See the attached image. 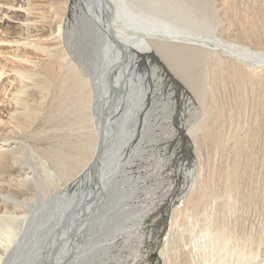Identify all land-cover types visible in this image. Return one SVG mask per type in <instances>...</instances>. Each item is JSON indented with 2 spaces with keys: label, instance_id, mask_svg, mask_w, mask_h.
<instances>
[{
  "label": "bare ground",
  "instance_id": "6f19581e",
  "mask_svg": "<svg viewBox=\"0 0 264 264\" xmlns=\"http://www.w3.org/2000/svg\"><path fill=\"white\" fill-rule=\"evenodd\" d=\"M122 1L79 0L73 20L68 15L69 3L65 2L63 11L54 12L53 19L43 18L42 24L46 22L49 31L52 30L45 37L52 38H46L42 44L31 40L27 44L44 53L46 58L33 62L23 56L26 67L23 65V69L15 72L19 86L9 97L8 102L12 104H6L11 114L6 125H10L12 131L3 135L0 132V178L13 175L33 162L48 183L42 186V191L54 192L60 205L67 203L49 220L44 251L33 264H51L53 255L61 257L57 256V263L61 264L73 255L71 250L77 247L72 244L70 248L69 243L90 226L92 213L106 197L112 172L131 164V157L149 131L153 110L158 104L153 100L157 75L151 67L152 61L164 65L201 104L205 105L209 98L216 99L217 90L229 82L234 86L236 100H243L244 95L250 93L256 107L264 102V0H247L244 7L252 16V27L247 29L242 24L246 29L236 32L232 31L235 23L232 21L242 0L222 3V13L230 24L224 32L218 28V22L211 28L212 35L147 24L128 15ZM210 2L184 0L183 4L197 11L205 9ZM99 32L102 70L95 77L92 68L96 55L91 56L92 52L86 51L89 50L87 41ZM255 43L257 45L253 46ZM214 102L219 116H232L222 103ZM175 113L172 112L169 120H174ZM128 121L132 123L128 125ZM3 123L0 116V131L5 128ZM37 125L43 128L38 129ZM122 131L125 136L119 144L117 135ZM194 131V128L189 131L193 140ZM101 133L103 149L98 157ZM210 133L216 134V131ZM238 165L229 168L225 178L224 187L229 197L238 193L242 174ZM249 165L242 166L244 171ZM28 168L30 166L27 171ZM21 175H17L19 182L15 188L11 186V192L0 194L7 209L29 206L26 196L43 185L42 180L38 183L40 177L37 178L35 172L30 176L27 172ZM190 192V221L181 224L174 215L167 248L161 252L163 264H264V240L252 231L246 235L238 220H229L228 215L219 210L220 199L210 192L208 180ZM251 196L246 194L242 199L250 202ZM187 215L185 212L186 219ZM5 217L11 219L14 215ZM139 219L135 221L137 226ZM123 227L121 234L126 229ZM131 229L133 227L128 230ZM13 242L14 233L5 232L0 237V262L12 255ZM44 256L46 259L41 260Z\"/></svg>",
  "mask_w": 264,
  "mask_h": 264
},
{
  "label": "rangeland",
  "instance_id": "374dc122",
  "mask_svg": "<svg viewBox=\"0 0 264 264\" xmlns=\"http://www.w3.org/2000/svg\"><path fill=\"white\" fill-rule=\"evenodd\" d=\"M226 1L211 0L205 9L197 11L183 4L184 0H123L122 4L124 2V10L128 15L138 17L148 22L147 24L157 27L175 26L178 30L200 31L212 35L211 28L218 22V28L223 31L229 27L230 21L222 13V5ZM65 2L69 3L68 15L73 20L79 8V0H0V116L5 125L0 131L2 135L12 131L10 125H6L11 116L6 106L12 104L8 102L9 97L14 94L15 87L19 86L15 72L23 69V65L26 67L23 56L33 62L46 58L44 53L27 44L30 40L42 44L50 37H45L52 30L49 31L46 22L42 24L43 18L48 21L53 19V15L56 16L54 12L63 11ZM246 3L247 0H242L240 6L244 11L239 8L241 11L238 9L234 13V32L252 27V16L244 7ZM151 20H156V23ZM31 26L32 29H29ZM99 36L100 32L87 41L89 50L86 51H91V56L96 55L92 68L95 77L102 70ZM160 64L156 61L151 63L157 75V91L153 100L158 104L153 110L149 131L144 134L141 146L133 153L131 164L117 172L110 171L111 182L106 197L100 203L99 209L94 211L95 215L92 213L90 226L84 228L81 236L69 243L70 248L72 244H76L77 248L71 250L74 256H68L66 259L69 260H63L61 264H163L161 252L167 248L174 215L181 224L190 221V191L196 190L207 180L210 192L220 199L219 210L228 215L229 220H238L246 235L252 231L253 235L256 234L255 236L264 240V102L259 108L256 107L250 93H246L243 100H236L234 86L229 82L226 87L221 86L217 90L216 99L209 98L205 105L201 104L181 81ZM213 100L220 105L222 103L232 116H219ZM173 111L176 113L172 121L169 117ZM130 123L132 121H128V125ZM42 126L37 125V128L42 129ZM37 128L35 126V130L41 135ZM192 128L196 134L195 141L189 133ZM117 131L116 129L115 132ZM215 131L216 134L210 133ZM124 136L123 131L117 135L119 144ZM115 156L118 157L116 154ZM32 163L26 164L24 169L19 168L13 175L0 178V194L9 193L11 188H15L19 182L17 175L20 173L24 176L27 172L30 176L35 172L36 177H40L38 183L42 180L40 184H43L36 192L24 197L30 202L25 208L7 209L0 200V237L5 232L14 233L13 253L10 254L11 257L7 255V260L0 264H33L44 251L49 220L67 206L66 202L63 205L58 204L54 192L50 193L47 189V193L42 191L48 183L39 166ZM234 164L241 166L242 174L239 172L241 175L238 193L229 197L224 184L228 169ZM244 164H250L247 171L242 168ZM246 194L252 195L250 202L242 199ZM134 196L136 198L132 200L131 197ZM146 211L142 217L139 215ZM185 212H188L187 219ZM8 214L14 217L6 218ZM135 214H138V218H135ZM137 219L140 220L138 226L135 224ZM121 226L126 228L122 234ZM129 227L133 229L128 230ZM241 228L238 227L239 232H242ZM57 256L53 255L51 264H60L57 263ZM43 259H46L45 256L41 260Z\"/></svg>",
  "mask_w": 264,
  "mask_h": 264
},
{
  "label": "water",
  "instance_id": "95a60500",
  "mask_svg": "<svg viewBox=\"0 0 264 264\" xmlns=\"http://www.w3.org/2000/svg\"><path fill=\"white\" fill-rule=\"evenodd\" d=\"M103 139H104V136H103V133H101L100 137H99L100 145L98 147V155H97L98 157H99V155L103 149V146H102L103 145Z\"/></svg>",
  "mask_w": 264,
  "mask_h": 264
}]
</instances>
